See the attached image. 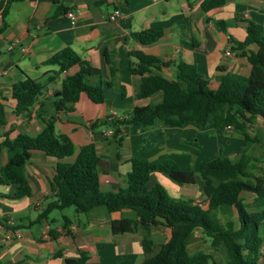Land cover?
Instances as JSON below:
<instances>
[{
    "label": "crops",
    "instance_id": "1",
    "mask_svg": "<svg viewBox=\"0 0 264 264\" xmlns=\"http://www.w3.org/2000/svg\"><path fill=\"white\" fill-rule=\"evenodd\" d=\"M101 1L13 2L6 18L7 28L0 34V104L6 119V125L0 127V141L6 134L14 139L21 133L38 136L42 132L43 124L37 117L39 103L59 97L64 78L79 71V67H74L54 76L58 67L43 64L62 49L71 48L82 60L102 72L106 103L95 104L82 94L74 111L55 112L48 106L45 117L54 116L56 132L67 135L74 144L75 155L66 162H73L82 147L95 145L102 161V190L115 192L131 172L132 157H144L157 164L174 154L166 143H159L150 150L146 145L147 133L152 130L165 132L170 127L144 130L132 126L122 129L121 143L115 138L112 125L115 119L127 117L135 107L158 104L163 99L161 93L146 99L138 98L141 77L131 72L137 63L131 54L141 52L159 59L165 64L161 68L162 75L170 80L176 79L181 64L193 66L209 81L212 89H217L220 79L228 74L249 77L252 67L235 46L246 40L248 22L264 28V0H228L224 6L208 11L202 7L204 0H106L103 5ZM58 6L65 8L67 13L72 12L76 16L75 22L72 23L67 13L54 17ZM115 11H119L121 16L111 21L110 16ZM2 25L0 15V27ZM150 29L163 31L158 42L143 45L133 38V34ZM256 50L254 45L246 49L247 52ZM107 51L115 53L118 65V87L114 88L105 83L109 80L110 70L106 61ZM27 76L39 80L45 88L29 115L16 116L17 101L13 98L12 88ZM53 76L54 81L50 83L49 78ZM120 87L124 88V94ZM96 121L105 123L92 128ZM257 122L264 125L260 119ZM184 127H192V124ZM223 136L232 140L243 138L232 128L227 129ZM251 137L253 142L259 140L256 135ZM233 154L231 159L239 161L241 155ZM7 161L8 154L4 153L0 168ZM58 161L39 151L32 153L26 166L32 198L15 199L18 186L0 185V264H66V259L77 258L80 252L89 255L87 264H141L145 259L142 235H115L112 231L113 221L134 218L128 209L110 216L98 210L89 216L76 213L74 217L65 215L64 209L55 217H52V211L48 219L38 222L40 213L53 201L50 185ZM194 170L196 185L199 182L202 185L199 170ZM156 183L162 184L175 198L195 200L182 189L196 185L179 186L166 176L154 173L150 185ZM65 217L70 221L66 222ZM232 219L238 227L237 217ZM259 233L262 246L258 264H264V221ZM170 237V230L163 225L152 231L156 246L168 242ZM206 241L200 231L196 232L189 252L204 250L217 259ZM58 254L62 255L59 257Z\"/></svg>",
    "mask_w": 264,
    "mask_h": 264
},
{
    "label": "trees",
    "instance_id": "2",
    "mask_svg": "<svg viewBox=\"0 0 264 264\" xmlns=\"http://www.w3.org/2000/svg\"><path fill=\"white\" fill-rule=\"evenodd\" d=\"M14 1H0L3 18L0 34L7 28L6 18ZM227 2L204 0L202 7L208 11ZM104 3L106 0L100 2L101 5ZM65 13L67 10L58 6L54 17ZM246 32V40L236 44L235 48L247 57L252 67L250 76L228 74L220 79L217 89H212L209 81L193 66L181 64L176 79L170 80L162 75L161 68L165 64L159 59L141 52L132 53L137 63L131 72L141 77L138 98L146 99L161 93L163 99L158 104L135 107L127 117L117 118L112 124L119 143L122 141L119 137L122 129L132 126L151 130L196 124L202 128L213 127L220 137L229 128L240 134L246 146L237 152L241 155L239 161L220 156L201 163L202 203L175 198L160 183L150 185L154 173L166 176L179 186L196 185L195 170L192 167L183 170L172 159H163L155 164L144 157H132L131 172L115 192L102 190V161L94 144L82 147L73 162L65 161L75 155V147L67 135L56 132V118L45 117L47 107H52L55 112H72L82 94L95 104L106 103L102 72L82 60L71 48L62 49L43 64L58 67L54 76L74 67H79V71L64 78L59 97L39 103L37 117L43 124L42 132L38 136L21 133L14 139L6 134L0 141V159L4 153L8 154L7 163L0 168V185L18 186L15 199L32 198L26 166L32 153L39 151L59 161L50 185L53 201L40 213L38 222L48 219L52 211L68 208H74L77 214L85 216L98 210L110 216L128 209L134 218L113 221L112 231L115 235H142L145 259L141 264H258L262 246L259 229L264 221V169L259 174L254 173L252 159L246 153L253 143L247 123L258 119L264 123V28L248 22ZM162 36L161 29L133 34V38L143 45L154 44ZM252 45L257 50L247 52L246 49ZM106 61L110 70L109 80L105 83L110 88L118 87V65L113 51L106 52ZM54 76L49 78L50 83ZM44 88L39 80L28 76L15 83L12 88L13 98L17 101L14 114L29 115ZM120 88L124 94V88ZM104 123L96 121L91 127ZM5 125L4 108L0 104V127ZM150 134L147 133L146 137ZM244 193L252 195V202L244 199ZM234 217H237L238 227L232 219ZM65 220L70 221L66 217ZM160 225L170 230L171 237L168 242L156 246L152 231ZM198 231L209 241L210 249L224 254V261L215 259L204 250L189 252V245ZM61 255L58 254L59 257ZM88 260L89 255L80 252L77 258L66 259V264H87Z\"/></svg>",
    "mask_w": 264,
    "mask_h": 264
},
{
    "label": "rangeland",
    "instance_id": "3",
    "mask_svg": "<svg viewBox=\"0 0 264 264\" xmlns=\"http://www.w3.org/2000/svg\"><path fill=\"white\" fill-rule=\"evenodd\" d=\"M247 131L251 136L259 137V140L251 143L246 155L250 156L251 164L254 168V173L259 174L264 169V125H260L257 120L252 123H247ZM166 143V146L174 150V154L170 158L174 160L182 169H198L201 163L212 161L220 156L231 158L233 153H237L240 147L246 146L245 140H232L226 136H218L215 129L211 126L202 128L196 124L192 127H170L165 132L152 130L149 138L146 141L147 149L150 150L159 145ZM235 155V154H233ZM162 161V160H161ZM160 163V162H159ZM158 164V163H157ZM183 193H189L194 197L197 203H202V185L199 182L196 186L182 189ZM244 199L247 202H252V195L244 193ZM61 211H54L52 217L60 214ZM65 215L70 217L77 216L74 208H68L63 211ZM228 219V216L225 219ZM206 242H209L208 240ZM205 247V246H204ZM205 248H208L206 245ZM219 261H224V254L215 251Z\"/></svg>",
    "mask_w": 264,
    "mask_h": 264
},
{
    "label": "built area",
    "instance_id": "4",
    "mask_svg": "<svg viewBox=\"0 0 264 264\" xmlns=\"http://www.w3.org/2000/svg\"><path fill=\"white\" fill-rule=\"evenodd\" d=\"M67 16L70 18V20L72 21V23L75 22V20H76V16H75L72 12L67 13ZM120 16H121L120 12H119V11H115V12L110 16V20H111V21H116ZM18 43H19V41H16V44H18ZM227 54L230 55L231 52H228Z\"/></svg>",
    "mask_w": 264,
    "mask_h": 264
},
{
    "label": "water",
    "instance_id": "5",
    "mask_svg": "<svg viewBox=\"0 0 264 264\" xmlns=\"http://www.w3.org/2000/svg\"><path fill=\"white\" fill-rule=\"evenodd\" d=\"M61 94H58V96H60Z\"/></svg>",
    "mask_w": 264,
    "mask_h": 264
}]
</instances>
